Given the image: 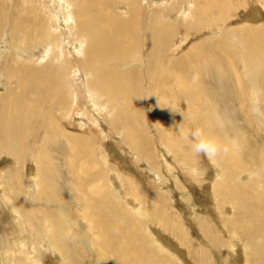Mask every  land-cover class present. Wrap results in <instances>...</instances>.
<instances>
[{"label":"bare ground","instance_id":"6f19581e","mask_svg":"<svg viewBox=\"0 0 264 264\" xmlns=\"http://www.w3.org/2000/svg\"><path fill=\"white\" fill-rule=\"evenodd\" d=\"M48 1L51 2V7L45 8L42 16L32 12L31 3L28 5L27 0L16 5L9 1L12 4L8 2L10 12L20 6L19 14L9 18L2 14L8 4L5 5V0H0V26L4 27L7 33L3 35V28H0V32L4 41L7 36V48L19 53L43 48L40 61L42 66H30L28 62L25 64L13 60L10 65L6 63V66L0 67V75L4 76L6 81L4 92L0 95V151L11 155L10 152L16 149V142L21 140L15 142L9 127L14 129L19 128V125L27 126L35 117L44 120V130L48 131V136L44 137L45 140L37 150L43 159L41 185L46 183V186L43 189L39 186L37 200L46 215L48 239L54 252L68 264L63 237L66 232L72 234L73 228L77 226V221L71 215L62 213V207H59L60 203H57L55 197L54 173L60 166H66V174L73 179V183H79L73 186H79L78 192L81 193L83 205L78 203L80 207H76V210L79 219L86 223L88 233L93 236L89 245L99 254L100 258L97 259L101 264H135V260L146 262L142 254L148 253L149 250V253L155 254L148 241L142 245L145 239L143 238L142 242L137 239L139 226H136L141 224V221L136 219L134 210L121 209L113 194L103 190L102 185H106L104 177L110 169L105 155L101 157V162L97 161L95 158L99 151L87 138L63 128L54 119V109L59 112L61 121L71 116L75 103L67 87L78 81L82 86L80 88L78 84V88L82 89L92 104V113H72V117H76L84 126L91 122L96 127L100 125L98 123L102 118L108 119L110 130L118 135L122 131L121 138L123 137L122 141L129 152L138 154L142 158L139 161L146 162L153 172L168 168L174 173L173 166L167 163L164 155L161 157L160 166L158 162V166L156 164L159 158L155 148L157 144H154L156 141L152 142L153 138L144 128V117L149 114L146 104L151 103L156 108V98L159 95L158 98L162 101L181 97L186 103L183 105L186 110L185 114L177 116L191 121V127L194 130L199 129L201 135L214 141L218 148L215 155L209 156L210 161L220 168L215 183L210 182L211 190L213 198L221 203L217 207L220 216H223L220 210L224 207L232 211V214H224L226 218L220 222L223 228L229 231L230 238L244 246L245 264H264V123L255 120L256 115L264 120V23H253L258 22V17L264 18V0H255L256 5L249 9H245L246 4L243 7L238 3V6H234L232 0L171 1L172 7L167 10L178 12L185 20L191 18L192 23L188 29H204L200 35L204 39L192 43L187 50L170 58L166 57L167 53L176 47V40L182 38L179 25L164 19L163 14H154L152 9L145 11L144 0H119V4L126 7L125 14L109 10V0H81L77 3L73 0ZM162 2L166 7L169 5L167 0ZM232 9L238 12V20L230 16ZM229 21L234 23V26L225 29L223 25ZM215 32L217 36L213 37ZM8 53L7 57L10 56V52ZM235 61H239L244 68L243 73L237 72L240 67L235 66ZM250 77L255 85L248 86L247 80ZM225 81L228 84L235 83L236 86H229V90L225 92ZM236 92L240 96L239 104L234 102ZM29 93L40 97L31 100ZM82 98L84 100V97ZM250 103H253L254 107H249ZM166 105L165 101L160 106L166 117L175 114L174 110ZM116 108L119 110L112 115ZM155 113L153 112L154 115ZM96 114L98 118L95 117ZM171 116L175 120L176 116ZM167 118L169 119V116ZM178 127L175 122L168 127L175 132V137L160 135L161 146L170 150L175 158L182 154L191 157L195 151L188 153L183 148L193 149V145L179 135ZM196 139L199 140L200 137ZM234 145L239 147L236 151L231 147ZM57 159L62 161L58 164ZM38 171L39 168L36 173ZM157 173L160 174V177L155 175L159 185L162 181L173 179L178 192H182L184 196L190 193L185 189V185L177 181L176 172L173 177L162 174L166 172ZM35 175V179L39 181L38 174ZM191 175L194 176V173ZM110 176L106 179L109 185L119 179L130 192L128 200L136 202V205L141 204L140 196L136 195L140 193L139 184L137 185L130 175L122 178L117 172L111 171ZM242 176L247 177L248 181L240 182ZM209 179L203 180L208 183ZM37 180L33 182L36 184ZM39 184L40 182L36 186ZM0 189L3 190V187ZM78 192H75V195ZM145 200L147 203L143 202L141 206L145 209L149 222L158 223L157 226L165 230L168 237L183 244L179 224L170 218L166 208ZM206 226L204 224L203 235L209 239L210 228L209 225ZM57 234L62 235L61 239L56 237ZM184 242V248L177 243L180 251L185 248L188 250L185 247L188 241L184 239ZM75 243L76 247L81 245L80 242ZM113 248L119 253L118 257L113 251L111 257L109 251ZM157 251L156 254L161 257H153L150 264H178L169 251L161 248H157ZM207 252L201 253V256L195 254L198 260L194 259L190 263L212 264ZM33 263L40 264L36 261Z\"/></svg>","mask_w":264,"mask_h":264},{"label":"rangeland","instance_id":"374dc122","mask_svg":"<svg viewBox=\"0 0 264 264\" xmlns=\"http://www.w3.org/2000/svg\"><path fill=\"white\" fill-rule=\"evenodd\" d=\"M2 1L4 2V0ZM9 1L10 2L13 1L12 3L16 5L19 2L22 3L24 0H5L4 2L5 5L8 4ZM80 1L81 0H73V2H76V3ZM114 1L116 4L114 3ZM167 1L169 2V3L167 2L169 4L167 6L168 8L166 7L165 3L162 2V0H144L143 6H146L145 11H147L148 9H152L154 14L156 13L160 15L163 14L164 19L169 20L173 24L179 25L178 29L181 31L182 33L181 37L183 39L182 38H179L180 40L177 39L176 40L177 45L175 44L176 47H173L170 50V52L167 53L166 57L170 58L174 54L175 55L180 54L183 51L187 50V48L192 43L197 42L198 40L199 41L203 40L204 38H201L200 35L202 32H204L203 31L204 29L203 30L199 29L201 31H198V30L191 31L190 29H188L189 24L192 23V19L189 18L188 20H185L183 16L179 15L178 12L173 11V10L172 11L167 10L170 8V6L172 7L171 4L175 0H170V1L167 0ZM232 1H233L232 3L235 4L234 6H238V4H240L243 7L246 4L244 6L246 7L245 9H249L251 6L253 7L256 5L255 0H232ZM46 2H44V0H32V2L30 0H27L28 5L29 3L33 4V5L30 4V7H32V10H33L32 12L34 13L36 12L37 15L39 16H42L44 14L45 8L51 7V2H49L48 0ZM119 3H120L119 0H109L108 1L109 10L113 11L114 13L125 14L126 7ZM8 8L5 10V12H2L3 15L5 14L9 18H12L14 15L17 16L19 14L18 10H20V6H18L17 8H14L12 12L9 11L10 10L9 4H8ZM230 11H231L230 16L237 19L238 12L233 9ZM263 15H264V12L262 16ZM235 19H233V21H235ZM255 22L264 23V18L262 19L261 17H258V22L254 21L253 23ZM231 26H234V23H231V21H229L226 25H223L225 29H228ZM0 28L1 29L3 28L2 29L3 35H6L7 31L4 29V27L0 26ZM1 34L2 32H0V35ZM215 34L216 32L212 34L214 35L213 37L217 36ZM220 34L221 33H219V35ZM2 37L3 36L1 35L0 36V67L2 65L6 66V63L10 65V63H13L14 61H18V62L22 61V63H25V64L28 62L29 63L28 65L30 66L32 65L42 66L43 65V63L40 62L41 53L43 52L42 47H38L37 50L35 49L28 53H19L17 50L7 48L8 46L5 43L7 36L5 37V41L3 40ZM8 52H10V56H8L9 58L7 57V55L9 54ZM5 57H6V60H4ZM235 59L239 60L237 58ZM238 62L239 61L237 62L235 61V66L237 68L240 67L239 70L237 69V72L240 71V73L241 72L243 73L244 68H242V66ZM0 74H1V71H0ZM250 79L252 78L250 77L249 80H247L249 83L247 82L245 83H247L248 86L255 85L254 83L251 82ZM229 81H231V79ZM5 84H6V81L4 79V76L1 77L0 75V95L2 92H4ZM78 84L80 88H82L81 84L78 83V81L72 82L71 85L70 86L68 85L69 87H67L68 89L67 91L72 93L71 94L73 97L72 101L73 103H75L73 104L74 110L72 109V113L78 114V115H80V113L82 112L92 113V104L89 101V99L85 97L86 95H84L82 89L78 88L79 87L77 86ZM229 86L233 87L236 85L235 83L228 84L225 81V92L229 90ZM247 90L248 92L251 91L249 87ZM28 97L31 100H36L40 96H35L29 93ZM82 97H84V100H82L83 99ZM158 97L156 98V102H158L157 103L158 105H156V108H154L151 105V103L146 104L148 106L147 112L149 114L144 117V128H145L146 133H149V136L153 138L152 142L156 141L154 144L155 145L157 144L155 148L158 150L157 155L159 157L156 161V164L158 162L160 166L161 157L164 155L163 157H165L166 161L168 160L167 163L173 166L172 168H173L174 173H171L170 171L171 169L169 170L168 168L165 170L164 168H162L161 171L157 169L155 170V172H153L147 166L148 164H146V162H142V161L140 162L139 160L142 158L138 154L130 153L129 152L130 150L124 145L125 143L122 141L123 137L121 138L122 131L120 135H118V133H115L112 130H110L108 119L105 120L104 118H102L103 120L99 121L98 124L100 125H97L98 127H96V125L93 126L91 122L88 123V126H84L82 123L81 124L79 123L76 117H72V113L70 114L71 116L68 117L70 118L69 120L68 118L67 120H65L66 119L65 117L63 118L62 121L58 117L59 112L56 109H54L52 114H54L53 116H54V119H56L57 123L61 124L63 128H67L72 133L79 134L80 136L87 138L90 141V143L94 147L97 148L96 150L99 151V153L97 154L95 158L97 159V161L101 162L102 160L101 157H104V155L107 158V162H108V165L110 166V169H109V173H107V175H105L104 177L106 181V185L105 186L104 184L102 185V187H104L103 190L105 191L108 190V192H111L113 194V198L116 199L118 203L121 205V209L134 210L135 216L137 217L136 219L141 221V224L136 226V228L139 226L138 231H137L138 232L137 239L139 240V242H142L145 239L142 242V245H145L143 243L145 241H148L149 242L148 245L151 247L152 252L155 253L153 255L149 253L150 252L149 250L148 253L142 254V257L144 258L146 262H139L135 260V264H150V262H152L153 260V257L156 258V256H158L160 258L161 255L156 254V252H158L157 248H161L162 250L164 249V250L169 251V253L173 256V258L178 262V264H193V263H190L192 262V260L194 259L198 260V258L196 259L195 254L197 256H201L205 251H208L207 253L210 255L209 259L212 262V264H245L244 262L246 259L244 258V254H245L244 246H242V244H240L237 240H233V238L231 239L229 236L230 235L229 231L227 232L223 228L222 223L220 222V220L223 221V219L226 218L225 215L232 214V211L230 210V208L224 207L222 210H220L223 213V216H220L219 211H217L218 209L217 207H218V204H221V203L220 201L218 202L216 198H213V194L211 190L212 188L211 183L213 184L215 183L216 181L215 179H217L220 168L217 167L216 163H214L213 161H210L211 158H209V156L205 155L203 152L192 153L191 151H193V149L184 147L183 148L184 151L188 153L189 152L192 153L191 157L190 156L187 157L182 154L175 158L174 154L170 150H167L166 148L161 146V136H160L161 134L164 135L165 137L168 135L175 137L174 136L176 135L175 132H172L171 129L168 128V127H171V124L173 122L177 123V125L179 126L178 127V129L180 130L179 135L183 136L186 141L190 142V144L194 146V144L197 143L198 140L196 139L197 137L194 138L191 135V133L194 131V129L191 127V121L177 116L179 114H185L186 109L183 105H185L186 103L182 100V98L179 97V99H176V100H170V99L165 100L167 103L166 106L169 105L168 108L169 109L171 108L172 110H174L173 113L176 114V115L171 114V115L176 116L174 120V117L171 115L167 114L169 116V119L167 118L168 116L166 117L164 111L162 110V107H160L162 104L165 103V101L160 100L159 99L160 97L159 98ZM235 97H236L234 100L235 104L236 103L239 104L241 100H239L240 96L238 92H236ZM76 98L77 99L79 98L78 99L79 101ZM85 101L87 103H85ZM80 103L82 106L79 105ZM88 103H90L91 105ZM253 103L255 104L254 101ZM253 103L252 105L250 103L249 107L251 108L254 107ZM78 106H81V107H78ZM152 108L154 109L152 110ZM118 110L119 108H116V111L115 112L113 111L112 115L117 113ZM152 111L156 113L158 111V113L157 114L155 113L154 115ZM95 117L98 118L97 114L95 115ZM256 117H257L256 119L254 118L256 122L263 121L264 123V120L262 117L258 115H256ZM99 119L101 118L99 117ZM238 125L239 123L237 124V126ZM160 126L162 129L160 128ZM31 129L34 132L31 131ZM44 129H45L44 120L43 119L40 120V118L37 119L36 117L33 118L27 126L26 124L22 125V127L19 125V128L15 127L14 129H11L9 127L8 130L12 132L10 134H12V137L15 138V142L18 141L19 139L21 140H19V142H16L17 143L15 146L16 149H14V151L13 150L11 151V152H15L14 154L10 152L11 155H9L8 153H5L4 151H0V188L3 187V190L0 189V264H34L33 261H36L37 263H40V264H65V261H66V260L65 261L62 260L54 252V248L50 244V240L48 239V228L46 227V218H45L46 215H44L45 213L42 212V209H41L42 205L37 200V197H38L37 192H38L39 186L43 183V180H42L43 176H41V170H42L41 162H43V159L40 158V153H38L37 148L42 143V141L45 140V138H47L48 136V131ZM103 135L104 136L106 135V136L104 137ZM18 143H20V145ZM237 145H234L231 147L234 148L236 151L239 148L237 147ZM127 151L128 153H126ZM173 158H175L176 161ZM61 161L62 160L57 159L56 162L59 164ZM137 161L138 163H136ZM37 168H39L38 173H36ZM57 169H58L57 172L54 173L55 180L53 179L54 187H55V194H56L55 197L58 200L57 203H60L59 207H62L61 208L62 213L71 215L72 218L77 221L76 223L77 226L73 228V233H72L73 235L71 233L66 232V235H64L63 237L64 242L66 243V249L68 250V251L67 250L65 251V257L67 258V262L68 264H101L99 262V259H97V258H100L99 254L94 252L91 249V246L89 245L90 244L89 242L93 239V236L92 234L88 233L86 223L79 219L78 212L76 210V207H80V205L81 206L83 205L81 193L78 192L79 186L78 187L73 186V184L75 183L79 184V183L77 181L73 183L74 182L73 179L66 174L67 173L66 171H68L66 166L65 167L60 166ZM111 171L117 172V174L120 177L123 176L122 178L128 177L130 175L131 177L130 176L129 177L134 179L137 185L139 184L140 193H136V195L138 194L140 196L138 197H139V202L141 204L143 202L147 203V200L145 199H148L151 201L150 204L154 202L155 204L162 205L163 208H166V211L169 213L170 218L176 224L177 223L179 224V231L181 232V239H183V242H182L183 244H180L176 240L174 241V239L168 237L167 234L165 233V230H163L160 226H157L158 223L151 224L149 222L148 220L149 218L146 216L145 209H142L141 204L137 203L136 205V202L134 201L132 202L128 200V195H130L129 194L130 192L125 188V186L121 183L119 179L115 180V183L113 185L108 184L109 182L107 180L111 177L110 176ZM58 172L59 174H57ZM146 172L148 173L145 174ZM157 172H166L162 174L166 175L167 177H170V176L173 177V175L176 172L177 181L185 185L186 186V187L184 186L185 189L190 192L186 195L188 197L184 196L182 192H178L175 189V183H174L175 180L173 179H167L165 181H162L160 182L161 184L159 185L157 181L158 179L157 177H160V174ZM192 173H194L195 177L191 175ZM35 174H38L37 176H38L39 181L35 179V176H36ZM204 174L205 175L207 174V175L205 176ZM33 175L34 177H32ZM201 177L202 178L204 177L205 180L210 178L208 180L209 182L208 183L204 182L203 180L204 178L201 179ZM33 180L34 181L37 180L36 184L35 182H33ZM239 181L247 182L248 178L247 177L245 178V176H242L239 179ZM39 182L40 184L36 186ZM44 184L45 185L40 186V189H43L46 186V183ZM75 192H78V194L75 195ZM170 193H171V196H170ZM164 200H167L168 202H164ZM172 201L173 203H171ZM144 222H146V224ZM204 224L207 225L206 227H208L209 225V228H210L208 229L209 239L208 238L206 239L205 235H203ZM59 234H62V233H59ZM149 234L152 237L154 236L153 237L154 240L152 239V237H150ZM56 237L61 239L62 235L57 234ZM184 239L186 242L188 241L187 243L190 244V245H188L187 243L185 244L186 245L185 247H187L188 250L190 251H188L186 248H185L186 250L183 249L180 251L181 248L178 247L177 243L180 244L179 245L180 247L184 248V243H185ZM75 242H80L81 245H79V247H76L77 245ZM115 246L117 247V244ZM115 248L109 251L111 257L113 255V252L115 253L116 257L119 256V253H117ZM198 251L200 254L198 253ZM164 255H167V254L165 253ZM211 256H212V260H211Z\"/></svg>","mask_w":264,"mask_h":264},{"label":"clouds","instance_id":"9594fccd","mask_svg":"<svg viewBox=\"0 0 264 264\" xmlns=\"http://www.w3.org/2000/svg\"><path fill=\"white\" fill-rule=\"evenodd\" d=\"M191 135L196 138L200 137L197 143L194 144L193 150L195 152H203L207 156L215 155L218 151L217 145L209 138L203 137L199 129L194 130Z\"/></svg>","mask_w":264,"mask_h":264}]
</instances>
